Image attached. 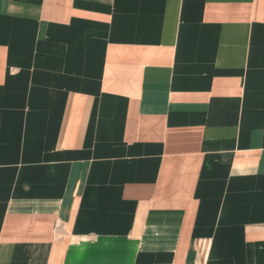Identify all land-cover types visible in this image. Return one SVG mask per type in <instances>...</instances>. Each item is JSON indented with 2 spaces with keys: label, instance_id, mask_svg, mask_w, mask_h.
Here are the masks:
<instances>
[{
  "label": "crops",
  "instance_id": "1",
  "mask_svg": "<svg viewBox=\"0 0 264 264\" xmlns=\"http://www.w3.org/2000/svg\"><path fill=\"white\" fill-rule=\"evenodd\" d=\"M0 264H264V0H0Z\"/></svg>",
  "mask_w": 264,
  "mask_h": 264
}]
</instances>
